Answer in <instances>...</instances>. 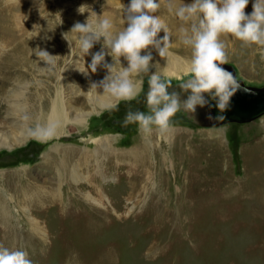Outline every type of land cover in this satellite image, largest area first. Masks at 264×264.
Returning <instances> with one entry per match:
<instances>
[{
	"label": "rangeland",
	"instance_id": "obj_1",
	"mask_svg": "<svg viewBox=\"0 0 264 264\" xmlns=\"http://www.w3.org/2000/svg\"><path fill=\"white\" fill-rule=\"evenodd\" d=\"M116 1L0 0V209L8 214L0 220V246L26 251L32 264H264V145L259 143L264 115L205 127L181 110L173 118L171 138L149 136L157 142L147 179L135 186L125 171L111 170L99 181L109 186L102 199L89 185V177L106 169L108 161L120 165L112 152L129 153L141 143L136 124L122 126L127 112H148L147 76L143 91L131 101L102 95V89L89 93L91 84L108 74L103 66L96 73L89 68L103 39L80 58L63 37L77 21L86 22L90 13L79 14L82 5L97 16L105 14L120 30L122 4L127 7L131 0H120V8ZM254 3L249 0L245 12ZM173 21L178 29L169 55L161 58L154 48L141 53L150 51L152 64L170 58L189 63L191 49L179 37L182 22L174 14ZM226 38L221 37L227 54L223 66L246 87L264 90V57L249 62L239 55L238 40ZM37 47L61 57L51 71H41L47 65L37 62L32 53ZM255 50L264 56V49ZM105 60L112 63L110 56ZM121 63L127 67L123 57ZM164 72L159 71L172 87L190 78L188 67L178 74ZM101 97L110 103L102 106ZM61 100L71 118L69 134L60 140L32 137L29 130ZM79 118L82 125L74 123ZM68 150L96 156L78 165L76 181L75 166H66L61 179L43 164L46 156L65 159ZM48 197L63 198L66 209L51 207Z\"/></svg>",
	"mask_w": 264,
	"mask_h": 264
},
{
	"label": "clouds",
	"instance_id": "obj_2",
	"mask_svg": "<svg viewBox=\"0 0 264 264\" xmlns=\"http://www.w3.org/2000/svg\"><path fill=\"white\" fill-rule=\"evenodd\" d=\"M248 3L249 0H194V3L185 5L180 0L177 7L176 0H168V12L182 22L180 42L191 49L188 63L190 78L179 84L185 93H190L184 101H181L179 93H169L172 83L165 75L157 71L149 75L153 67L151 52L141 54L154 48L162 58L169 55L171 35L161 17L153 15L160 7L156 0H131L127 7L122 4L124 15L121 23L124 27L118 31L114 30L112 20L105 14L97 16L82 5L78 13H90L86 22L77 21L63 37L68 41L72 53L78 49L77 56L80 58L90 54L94 45L103 39L101 51L92 56L89 68L96 73L98 67L103 66L108 74L102 81L93 82L89 93L102 89V95L131 101L143 91L144 77L147 76L148 112L129 110L122 126L136 124L145 137L153 132L164 135L172 130L173 118L179 111L190 114L196 111L197 106H206L208 101L205 94L217 101L216 107L221 112L229 107L231 98L241 85L233 73L221 67L227 64L225 44L221 37L231 36L243 46L256 45L264 49V0H255L251 15L245 14ZM161 31L165 35L158 38ZM32 53L38 58V63L42 61L47 65L40 67L41 71H51L57 59L61 58L39 47ZM106 56L112 58L111 64L106 62ZM122 57L127 61V67L121 63ZM83 72H86L85 67ZM217 119L222 121L224 116ZM58 128V123L50 119L46 124L37 123L29 132L37 140H44L55 136ZM0 264H32V261L24 250L0 246Z\"/></svg>",
	"mask_w": 264,
	"mask_h": 264
},
{
	"label": "bare ground",
	"instance_id": "obj_3",
	"mask_svg": "<svg viewBox=\"0 0 264 264\" xmlns=\"http://www.w3.org/2000/svg\"><path fill=\"white\" fill-rule=\"evenodd\" d=\"M124 1V0H123ZM252 1V0H251ZM156 2L158 4H160V7L158 9V11L156 13H154L153 15H156V16H160L161 19L164 21V23L167 25L168 29H169V33L171 35L170 37V42L172 43L173 42V37L175 36V33L178 29V26L176 25V23L173 21V14L172 13H169L168 10H167V3H168V0H156ZM116 5H120V0L116 1L115 2ZM183 4L185 5H190V1L186 0V1H182ZM249 4V3H248ZM252 4V3H250ZM176 6L179 7L180 6V1L179 0H176ZM249 6V5H248ZM119 7V6H118ZM120 8V7H119ZM116 9H118L116 7ZM253 11V5L248 9L247 11L245 12L246 15H251ZM119 14V13H118ZM114 24V23H113ZM119 24V23H118ZM178 24V23H177ZM120 29H122L124 27V25H120ZM126 27V26H125ZM117 29V27H116ZM159 37H160V34H159ZM180 37V36H179ZM227 38L229 39H232L234 41V38H232L231 36H226ZM226 38V40H227ZM236 44H240V52H239V55L241 57H246L248 58V61L250 62V58H256V59H259V58H262L264 57L263 55H260V54H255V49L258 48V46L256 45H252L251 47H246V46H243L242 43L240 41H235ZM173 44V43H172ZM254 51V53H253ZM251 53H253V55H251ZM162 58V57H161ZM159 59V58H158ZM174 58H170L169 61H167V63L165 64V62L162 61H159V62H154L152 65L153 67L150 68L149 71L151 72H167L169 74H178L181 70H185L188 65H186L184 62L180 61V60H177V59H174ZM155 60V59H154ZM173 60V61H172ZM156 61V60H155ZM250 65V64H249ZM251 67V65H250ZM164 72V73H165ZM261 72V71H260ZM255 74V73H253ZM261 76V75H260ZM258 78V77H257ZM260 78V77H259ZM101 102H102V106H107L110 102H109V99L106 98V97H101ZM49 114V113H48ZM43 119H41V122L42 124H46L50 119L56 123H58L59 125V128H58V132L55 136H52L50 138H47V139H44L43 141H46V140H49V139H53V138H56L57 140H60L63 138L64 135H68L69 131H67L66 129V126L68 124L71 123V118H70V115L68 114L67 112V109L64 105V103L61 101L59 102H55L54 105H53V108L51 110V113L48 115V117H46L45 115L42 116ZM82 117V116H81ZM85 121L82 120V118L80 119H77L74 123H79V124H83ZM252 122V121H251ZM248 123V122H246ZM86 127V126H85ZM212 127H215V126H212ZM83 129V128H82ZM154 135V134H152ZM173 135V130H171L169 133L166 134L167 137L171 138V136ZM66 137V136H65ZM108 138V137H107ZM184 139V136L183 137H180L179 140H175V144L174 146H177V144L179 142H182V140ZM213 139V138H212ZM218 139V138H217ZM104 140V139H103ZM107 139L105 138V141ZM204 140V139H203ZM102 141V140H101ZM110 141V140H109ZM206 141V140H205ZM111 142V141H110ZM147 142H150V144H147ZM153 142L155 144V142H157V138L156 137H145V136H142V139H141V143L138 144V146L136 147L135 146V149H133V151L127 153L125 151H122V152H119L118 150L116 151L117 153H111V157L114 155V157L117 159V161L120 163V165L116 166V165H113L110 161H108L107 165H106V169L103 168V171L101 170L99 174L97 175H94L92 177H89L90 179V182L88 180V183L89 185L91 186V188H94V189H98L100 192H99V197L102 199V193H104L103 191L107 190L108 189V184H101L99 181H101L102 179H105L106 177L108 176H111V170H119V171H125V173L127 174L128 177H131L132 181H133V184L135 186H137V184H139V182H143L144 179H147V174H149L151 172V170L153 169L152 166H151V151L153 150ZM216 143L218 144V142L216 141ZM260 145L263 147L264 145V140L262 142H260ZM212 144L214 145V140L212 142ZM107 145V144H106ZM186 145H190V143L188 144H185L184 147ZM100 148V147H99ZM103 148V147H102ZM264 148V147H263ZM56 151H57V148H55ZM108 149V148H107ZM89 150V149H88ZM99 150V149H98ZM124 150V149H123ZM128 150V149H127ZM126 150V151H127ZM130 151V150H129ZM192 151V150H191ZM68 154V157H66L65 159H61L60 161L58 160H55V158L51 157V156H46L45 157V161H44V167L47 171H56L57 175L58 176H61V179L63 177V173L61 172L62 170H65L66 169V166L68 168H71L72 166H75L73 171H72V174H73V180L76 181L77 178H79L78 174H77V167L78 165H82V163H84L83 161L85 162H88L91 158H95L96 156H92L89 154L88 151H84V152H81V151H75V150H68L67 151ZM109 153V152H108ZM192 153V152H191ZM190 153V154H191ZM195 153V152H194ZM77 154L79 155V157L77 158V164H74L72 165V161L74 159V156ZM162 154V153H161ZM180 154L182 155L183 152L182 150H180ZM193 154V153H192ZM95 155V154H94ZM97 155V154H96ZM153 155V154H152ZM185 155V154H184ZM183 155V156H184ZM110 156V155H109ZM99 158V157H98ZM109 158V157H108ZM106 159V157H105ZM173 159H175V152H173ZM96 160V159H95ZM91 161V160H90ZM100 161V160H99ZM89 163V162H88ZM93 163V162H92ZM125 163H127V165H124ZM163 163L161 162V165ZM85 165V164H84ZM89 165V164H88ZM160 165V167H161ZM99 166V165H98ZM156 166V165H155ZM84 167V166H83ZM102 167V166H101ZM112 167H114L115 169H113ZM154 167V166H153ZM86 169V168H85ZM100 170V168H99ZM121 171V172H122ZM117 172V171H116ZM55 173V174H56ZM115 173V172H114ZM112 173V175L114 174ZM124 173V172H123ZM62 174V175H61ZM71 175V174H70ZM146 175V176H145ZM10 178V177H9ZM60 179V180H61ZM10 181V180H9ZM105 181V180H104ZM107 182V181H106ZM105 183V182H104ZM11 186V185H10ZM131 188V187H130ZM135 188V187H134ZM103 190V191H102ZM50 197H52L50 195ZM50 197H48V200H47V203H49L52 206L54 207H62L61 208V211H64V209H66V206L65 205V202H64V199L61 198L60 200H55L56 198L54 199H49ZM105 202V201H104ZM78 207V206H77ZM84 207V206H83ZM57 208V209H58ZM7 212L5 210H2L0 209V220H7L8 216H7ZM72 260V259H71ZM76 261V260H75ZM74 261V262H75ZM79 261V260H78ZM73 262V263H74ZM76 263V262H75ZM74 263V264H75Z\"/></svg>",
	"mask_w": 264,
	"mask_h": 264
},
{
	"label": "water",
	"instance_id": "obj_4",
	"mask_svg": "<svg viewBox=\"0 0 264 264\" xmlns=\"http://www.w3.org/2000/svg\"><path fill=\"white\" fill-rule=\"evenodd\" d=\"M223 66V65H222ZM227 71L235 72L228 66H223ZM241 88L231 98L229 107L221 112L217 107L215 100L207 107L196 108L192 116H195L200 125L205 127L221 126L228 123H246L258 119L264 115V90H257L246 87L239 81ZM247 89V91H245ZM224 116V120L217 119L218 116ZM205 121L202 122L201 120ZM213 119L214 122H211Z\"/></svg>",
	"mask_w": 264,
	"mask_h": 264
},
{
	"label": "flooded vegetation",
	"instance_id": "obj_5",
	"mask_svg": "<svg viewBox=\"0 0 264 264\" xmlns=\"http://www.w3.org/2000/svg\"><path fill=\"white\" fill-rule=\"evenodd\" d=\"M222 66V65H221ZM223 67V66H222ZM224 68V67H223ZM225 69V68H224ZM226 70V69H225ZM173 91L177 92L180 94V99L181 101H184L187 99V96L190 94V93H185L180 87H179V84L178 85H175L173 86L169 92L172 93ZM205 99L208 101V104L204 107H207L210 103L214 102L215 100L212 99L211 96H209L208 94H205ZM198 107V106H197ZM202 107V108H204ZM201 108V107H200ZM201 120V119H200ZM212 121L211 122H214L213 119H211ZM202 121V120H201ZM206 121V120H205ZM204 120L202 122H205Z\"/></svg>",
	"mask_w": 264,
	"mask_h": 264
}]
</instances>
